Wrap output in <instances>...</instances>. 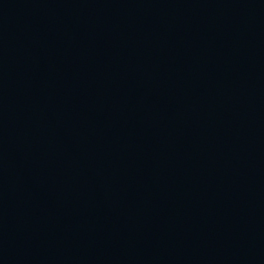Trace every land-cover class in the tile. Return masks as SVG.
I'll list each match as a JSON object with an SVG mask.
<instances>
[{"label":"water","instance_id":"1","mask_svg":"<svg viewBox=\"0 0 264 264\" xmlns=\"http://www.w3.org/2000/svg\"><path fill=\"white\" fill-rule=\"evenodd\" d=\"M0 264H264V0H0Z\"/></svg>","mask_w":264,"mask_h":264}]
</instances>
